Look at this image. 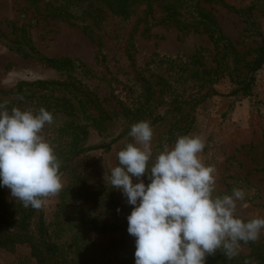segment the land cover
<instances>
[{
  "label": "trees",
  "instance_id": "1",
  "mask_svg": "<svg viewBox=\"0 0 264 264\" xmlns=\"http://www.w3.org/2000/svg\"><path fill=\"white\" fill-rule=\"evenodd\" d=\"M37 15L63 20L80 27L99 39L102 50L109 27L120 33L130 24L151 21L153 24H176L182 29L194 28L207 33L215 46V66H206L198 57L195 65L178 67V74L188 72L185 81L199 83L201 94L187 98L174 82L161 84L145 80V90L136 108L111 112L102 100L79 76L80 62L70 57H49L40 54L27 35V25L14 20L0 21V40L13 49L60 70L69 80L21 81L9 90L0 89V103L9 110L46 108L54 116V123L46 125L44 135L53 146L60 161V174L70 178L58 195L55 224L71 242L52 240L45 215L40 211L38 229L33 226L36 209L24 207L20 201L9 199V189L0 188V248L28 244L39 264H135V243L114 241L105 246L91 237V231L126 229L127 216L132 207L119 190L112 188L108 177L97 167V159L87 153L110 149L114 143L128 136L130 126L148 121L151 127L170 123L171 128L185 123L186 132L192 129L197 103L219 94L214 86L224 77L233 87L229 95L247 96L256 85V72L264 65V44L239 51L227 37L211 9L202 0H25ZM223 1L236 12L245 13L264 4L252 0L249 5L236 7ZM261 10H264L262 5ZM173 62V61H170ZM185 84L181 85L184 86ZM204 90V91H203ZM206 90V91H205ZM161 106H167L160 113ZM26 107V108H25ZM120 113V114H119ZM120 116L122 127L109 142L90 144V132L104 137L110 122ZM172 131V129H170ZM151 163V162H150ZM145 183L149 181L145 177ZM117 209H120L118 212ZM40 210V209H39ZM239 254L231 259L221 250L206 257L207 264H246L259 259L264 264V249L254 242L241 243ZM246 249V251H245ZM70 251V252H69Z\"/></svg>",
  "mask_w": 264,
  "mask_h": 264
},
{
  "label": "rangeland",
  "instance_id": "2",
  "mask_svg": "<svg viewBox=\"0 0 264 264\" xmlns=\"http://www.w3.org/2000/svg\"><path fill=\"white\" fill-rule=\"evenodd\" d=\"M251 1L226 0L236 7L249 5ZM201 4L212 10L224 34L239 51L245 52L250 47L264 44V10H261L264 4L245 13L236 12L223 1L202 0ZM3 20L27 25V35L40 54L78 60L79 76L89 91L105 100V106L111 112H122V107L136 108L145 90V78L161 84L172 81L180 89L184 88L182 91L187 98L199 95L202 93L199 83L185 81L188 72L179 75L178 67L192 68L199 56L206 66H215L216 50L210 36L194 28L182 29L176 24L141 21L136 25H126L120 33H115L110 26V35L104 37V48L100 50L99 39L63 20L40 17L25 0H0V21ZM35 80L64 81L69 78L60 70L10 48L0 40V89L9 90L21 81ZM214 86L219 94L197 103L190 131L183 129L185 123L171 128L168 121L162 126L152 127V159L165 145L171 147L178 136L191 134L201 137L205 144L202 161L215 169V194H230L234 188L243 189L246 195L244 200L237 202L236 215L244 220L264 217V65L256 72V85L251 95H229L233 84L228 77H222ZM166 108L161 106L159 112L163 113ZM120 116L110 122L104 137L90 132L88 143L109 142L122 127ZM130 141L131 138L126 136L108 150L97 149L87 155L97 159L99 171L108 177L110 169L118 164L117 152ZM69 178V173L61 175L63 186ZM58 195L47 198L41 209L36 211L33 226L38 229V217L42 211L50 238L69 244L71 237L67 238L62 230L59 231L54 220ZM9 199L14 200L10 190ZM91 237L105 246L114 241L135 243L127 228L91 231ZM254 243L264 249V231ZM258 261L253 258L247 264H260ZM0 264L39 263L32 255L30 245L15 244L9 249L0 248Z\"/></svg>",
  "mask_w": 264,
  "mask_h": 264
},
{
  "label": "clouds",
  "instance_id": "3",
  "mask_svg": "<svg viewBox=\"0 0 264 264\" xmlns=\"http://www.w3.org/2000/svg\"><path fill=\"white\" fill-rule=\"evenodd\" d=\"M53 123L44 107L9 110L0 103V188L26 208L41 209L63 187L60 161L43 134ZM128 136L131 141L117 152L118 164L107 179L133 206L127 232L135 238V264H205L218 250L231 259L242 242L260 237L264 217L236 215L243 189L215 194V169L202 161L201 137L178 136L153 160L150 122L132 124Z\"/></svg>",
  "mask_w": 264,
  "mask_h": 264
}]
</instances>
